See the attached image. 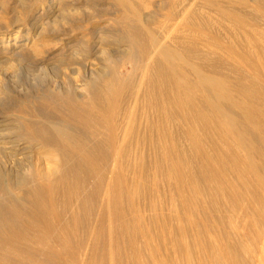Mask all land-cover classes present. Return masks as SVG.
<instances>
[{
	"label": "bare ground",
	"instance_id": "obj_1",
	"mask_svg": "<svg viewBox=\"0 0 264 264\" xmlns=\"http://www.w3.org/2000/svg\"><path fill=\"white\" fill-rule=\"evenodd\" d=\"M109 1L125 53L73 85L0 52L54 84L0 81V264H264V0Z\"/></svg>",
	"mask_w": 264,
	"mask_h": 264
},
{
	"label": "rangeland",
	"instance_id": "obj_2",
	"mask_svg": "<svg viewBox=\"0 0 264 264\" xmlns=\"http://www.w3.org/2000/svg\"><path fill=\"white\" fill-rule=\"evenodd\" d=\"M19 1L20 0H0V15L2 13H7L6 20L8 22L6 23L8 25L5 26L0 20V32L4 34L2 36L5 38V43H0V46L3 45L0 47V52L8 48L6 53H8V51L11 53L12 51H10L9 48L16 46L15 49L22 48L24 53H26L24 57L25 62L27 59L37 61L45 57L48 58L50 62L48 68L51 70L48 74L56 85H73V80L77 78L78 75L83 77L88 75V69L100 68L99 70H101L103 61L100 53L104 49L101 48L102 46H105L108 52L111 50L110 52L113 54L112 57H116L115 59H117L121 53H125V44L120 39L122 37V26L118 25L115 18L112 16L117 13V8L109 0H65L64 3H61L63 5L60 3L48 5L47 2H37L30 4L23 12V9L20 8L21 5ZM64 8L67 12L70 9H74V11L77 10L75 12L77 16L68 14L62 15V13L65 12L63 10ZM19 10L21 11L19 12ZM21 12L23 14V20L17 19ZM69 13L72 14L73 12ZM146 13L147 15L149 14L148 10L143 11L144 15H146ZM53 23L56 24L54 25ZM19 30L24 33L21 34L19 40L15 43L11 35ZM33 30L36 31L31 34L30 32ZM156 30L159 33L162 27L159 26ZM26 32H28V38ZM4 46L7 47L5 48ZM73 52L79 53L78 56H74ZM12 59L14 60L15 58ZM8 62L9 61L6 59L0 60V81L3 80L1 81L2 85L4 83L3 87L6 86L5 88H8L7 90L10 92L7 101H10V98H16V88L27 87L31 83L43 86L53 84L49 82L51 80L47 78L42 79V75L37 79V72H35V74L33 72L32 75L26 73V64L23 61L21 62L20 59L14 60L13 64L15 66L13 69L8 68ZM123 72L126 75L130 74L131 67L126 65ZM127 79L132 80V78ZM0 100V118H3L2 106L5 105V101L3 99ZM8 128L9 126L0 129V137L8 133ZM0 161V171H3L4 164L2 163L1 157Z\"/></svg>",
	"mask_w": 264,
	"mask_h": 264
}]
</instances>
